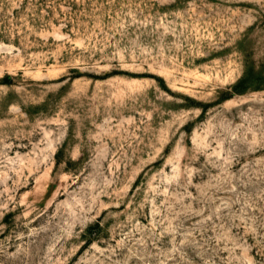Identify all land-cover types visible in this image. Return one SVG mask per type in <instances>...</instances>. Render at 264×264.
I'll use <instances>...</instances> for the list:
<instances>
[{
    "label": "rangeland",
    "instance_id": "1",
    "mask_svg": "<svg viewBox=\"0 0 264 264\" xmlns=\"http://www.w3.org/2000/svg\"><path fill=\"white\" fill-rule=\"evenodd\" d=\"M0 264H264V0H0Z\"/></svg>",
    "mask_w": 264,
    "mask_h": 264
},
{
    "label": "trees",
    "instance_id": "2",
    "mask_svg": "<svg viewBox=\"0 0 264 264\" xmlns=\"http://www.w3.org/2000/svg\"><path fill=\"white\" fill-rule=\"evenodd\" d=\"M99 225L97 223H95L94 225H90L88 226V229L86 231L88 238H87V242H91L93 240H95L97 238L98 233L97 232H93L94 228L98 227Z\"/></svg>",
    "mask_w": 264,
    "mask_h": 264
}]
</instances>
